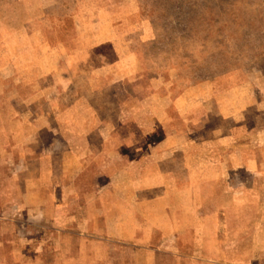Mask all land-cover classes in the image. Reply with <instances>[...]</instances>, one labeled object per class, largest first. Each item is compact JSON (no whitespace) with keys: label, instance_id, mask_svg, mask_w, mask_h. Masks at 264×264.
<instances>
[{"label":"crops","instance_id":"obj_1","mask_svg":"<svg viewBox=\"0 0 264 264\" xmlns=\"http://www.w3.org/2000/svg\"><path fill=\"white\" fill-rule=\"evenodd\" d=\"M99 8L2 47L0 264H264L256 95L151 76L153 30Z\"/></svg>","mask_w":264,"mask_h":264},{"label":"rangeland","instance_id":"obj_2","mask_svg":"<svg viewBox=\"0 0 264 264\" xmlns=\"http://www.w3.org/2000/svg\"><path fill=\"white\" fill-rule=\"evenodd\" d=\"M103 5L111 14L120 12L112 20L127 31L153 30L151 76L163 73L180 87L228 77L246 80L258 99L247 120L264 142V0H0V55L2 47L12 50L28 35L58 42L73 36L78 12L85 17L82 28L96 29ZM249 200V208L264 203L257 196Z\"/></svg>","mask_w":264,"mask_h":264}]
</instances>
